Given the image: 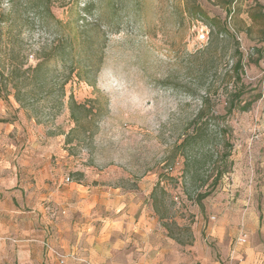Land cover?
I'll use <instances>...</instances> for the list:
<instances>
[{
	"label": "rangeland",
	"instance_id": "1",
	"mask_svg": "<svg viewBox=\"0 0 264 264\" xmlns=\"http://www.w3.org/2000/svg\"><path fill=\"white\" fill-rule=\"evenodd\" d=\"M51 3L60 23L31 20L22 34L28 64L38 46L64 43L83 27L91 42L84 60L92 64L89 81H76L71 65H57L59 79L67 78L59 107L44 93L24 107L12 91L0 96V160L16 164L23 177L41 163L47 175L64 182L68 176L67 183L83 182L94 192L135 194L126 200L152 209L155 219L153 249L141 264H204L205 258L239 264L248 256L264 264V0ZM240 54L246 97L261 96L247 111L227 114ZM70 93L85 106L76 109L79 124L69 116ZM201 97L207 106L196 118ZM199 129L194 147L175 151ZM225 153L229 171L197 203L195 193L205 190ZM162 171L164 204L177 223H190L191 244L168 237L153 211L150 192Z\"/></svg>",
	"mask_w": 264,
	"mask_h": 264
},
{
	"label": "crops",
	"instance_id": "2",
	"mask_svg": "<svg viewBox=\"0 0 264 264\" xmlns=\"http://www.w3.org/2000/svg\"><path fill=\"white\" fill-rule=\"evenodd\" d=\"M47 173L38 163L23 177L16 164L0 160V264L146 262L145 250L153 249L152 209L126 200L135 194L94 192L83 182L67 183ZM47 243L60 249L55 250L65 255L64 263ZM236 245L240 249L242 241ZM204 264L210 261L205 258ZM239 264L260 261L248 256Z\"/></svg>",
	"mask_w": 264,
	"mask_h": 264
},
{
	"label": "trees",
	"instance_id": "3",
	"mask_svg": "<svg viewBox=\"0 0 264 264\" xmlns=\"http://www.w3.org/2000/svg\"><path fill=\"white\" fill-rule=\"evenodd\" d=\"M51 5V0H5V5L0 4V96L4 94L7 96L12 91L14 99L23 107L25 100H35L34 97L39 93H44V98L47 97L52 107H59L62 104L66 94L67 78L59 79L57 65L61 67L71 65V70L76 69L74 72L76 81H89L87 75L91 72L92 64L91 62L85 63L84 60L89 56L91 42L85 35L83 27L77 26L73 35L65 38L64 43L51 41L38 46L34 55L35 63L28 64L29 48L25 46L22 34L24 31L30 30L29 24L33 20L41 24H48L47 20L50 18L60 23L52 13ZM87 8L85 7L84 10ZM197 12L202 13L198 10ZM233 69L235 79L228 91L224 105L227 114L247 111L252 103L261 96V93L258 92L252 99L246 97L247 85L241 80L239 74V71L242 70L241 54ZM201 104L196 118H200L203 109L207 106L206 97H201ZM68 107L70 118L79 124L80 119L76 109L85 108V106L77 103L70 93ZM201 133L202 131L199 129L196 135L187 134L176 146L175 151L181 149V154H184L187 149L198 143ZM174 154L176 153L174 152L172 157ZM228 155L229 153H225L221 165L215 167L212 180L206 185L205 190L195 193L194 200L197 203L209 196L220 183L223 175L229 171L231 162L226 158ZM186 166L183 169L188 170ZM163 176H167V173L159 172L150 192L152 208L158 218L162 220V225L171 238L179 244H191L193 236L190 223H177L173 215L169 213V208L164 204L165 191L162 190L161 193V178ZM180 235H183L184 238Z\"/></svg>",
	"mask_w": 264,
	"mask_h": 264
},
{
	"label": "built area",
	"instance_id": "4",
	"mask_svg": "<svg viewBox=\"0 0 264 264\" xmlns=\"http://www.w3.org/2000/svg\"><path fill=\"white\" fill-rule=\"evenodd\" d=\"M202 30H204V31H202V33H201V38L206 39L208 32H207V30L204 27H203ZM69 181H70V178L68 176L65 177V182H69ZM243 240H244L243 238L240 239V241H243ZM48 248L50 249V251L52 252V254L55 255L58 258V260H59L60 263H64V260L66 258L65 255L59 253L58 251H56L55 249H53L51 247H48ZM195 264H197V263H195Z\"/></svg>",
	"mask_w": 264,
	"mask_h": 264
}]
</instances>
